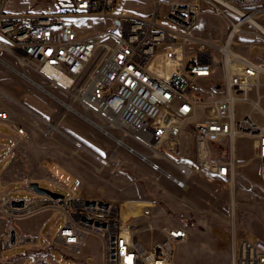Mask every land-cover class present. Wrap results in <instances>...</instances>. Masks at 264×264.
I'll return each instance as SVG.
<instances>
[{"label": "built area", "instance_id": "built-area-1", "mask_svg": "<svg viewBox=\"0 0 264 264\" xmlns=\"http://www.w3.org/2000/svg\"><path fill=\"white\" fill-rule=\"evenodd\" d=\"M151 1L163 9V16L111 13L118 0H53L48 13H13L6 9L8 0H0V54L43 74L52 87L66 91L84 85L78 100L98 121L86 120L177 187L187 185L194 172L186 163L189 159L213 178L233 182L234 177H220V169H234L235 176L236 140L243 137L254 140L264 178V63L233 45V38L248 33L239 26L240 17L251 18L250 27L255 28L253 19L264 26V0H173V10L161 7V0ZM200 1L226 20L232 36L212 40L193 34L198 24L193 11H200ZM68 16L110 20L112 25L82 34L77 27L61 24V17ZM51 20H59V27L44 31ZM161 34L172 40L167 51H160ZM177 40H184L188 54H179ZM97 48L106 49L107 57H97ZM187 56L193 58L187 61ZM82 59H89V66H82ZM223 71H231V78H223ZM0 118L7 119L1 109ZM168 125L184 130V137L171 135ZM31 128L45 138L56 131L54 124L38 116ZM17 133L27 135L22 127ZM76 146L84 149L81 143ZM92 156L101 168L113 158L100 161L99 154ZM162 165L178 174L166 172ZM47 211L64 216L58 242L71 255L86 261L82 257L89 237L99 240L101 258L96 264H173L178 247L188 238L183 226H157L150 204L135 216L127 210L125 218L120 207L99 198L5 197L0 199L5 219L0 252L36 244L15 223ZM52 245L46 244L44 252ZM235 245L233 264H264L263 240L236 239ZM34 264L52 263L39 257Z\"/></svg>", "mask_w": 264, "mask_h": 264}, {"label": "rangeland", "instance_id": "rangeland-1", "mask_svg": "<svg viewBox=\"0 0 264 264\" xmlns=\"http://www.w3.org/2000/svg\"><path fill=\"white\" fill-rule=\"evenodd\" d=\"M52 2L53 0H8L6 9L13 13H48L53 9ZM200 3L198 24L193 34L212 40H224L229 31L226 20L207 4L202 1ZM118 4L111 13L132 18L148 17L152 8L151 0H118ZM73 22L82 34L106 30L112 25L110 20H89L79 16L74 17ZM246 27L248 33L235 37V49L264 63V36L255 28ZM167 47H172V43L160 44V51H167ZM177 48L179 54H188V46L182 47L177 43ZM191 58L193 56L186 57L187 61ZM16 69L17 76L23 82L22 88L15 89L18 94L16 101L0 93V107L4 106L10 112L22 115L24 120L21 124L26 131L31 129V123L37 116L56 127L49 139L43 137L38 130L27 131L28 136L23 139L17 153L20 162L31 161L37 166L45 161L44 168L55 180L42 181V187L66 198L74 193V200L82 199L84 191L95 198L116 204L122 210V215L127 214L130 209L132 214H137L144 204H150L152 220L157 226H183L187 230L188 238L178 247L173 264H233L236 239L259 238L264 241V178L260 173L252 138L236 140L233 182L213 178L189 159L186 163L194 172L187 181L186 188L180 189L161 173L152 171L137 155L117 146L113 139L86 120V117H90L98 121L93 113L83 111L78 100L83 96L84 85H76L65 91L52 87L43 74L30 68L23 69L17 65ZM203 82L199 81L200 84ZM261 103L264 106V100ZM40 125L43 129L47 128L43 122ZM76 143H81L84 149L77 148ZM92 154L113 155V158L108 167L101 168ZM55 165L66 170L56 168ZM162 168L166 172L178 174L169 165H162ZM59 183L65 188L61 189ZM77 184H81L82 188ZM233 198L234 213L231 205ZM17 222L18 220L15 224ZM63 223L64 216L55 211L42 229V238L37 246L44 248L46 244L53 243L46 252L50 262L98 263L101 258V245L96 237L91 236L87 241L82 257L86 261L71 255L68 250L53 242ZM154 235L160 234L156 232ZM46 239L48 243L45 244ZM32 247L29 243L24 244L7 250L4 256H20ZM34 262V257L29 256L23 264Z\"/></svg>", "mask_w": 264, "mask_h": 264}, {"label": "crops", "instance_id": "crops-1", "mask_svg": "<svg viewBox=\"0 0 264 264\" xmlns=\"http://www.w3.org/2000/svg\"><path fill=\"white\" fill-rule=\"evenodd\" d=\"M0 59V93H2L5 97H9L12 101H16L18 94L15 89L16 87L22 88L23 85L22 79L17 76L18 71L16 69V66L18 64L12 56L6 53H1ZM0 109L1 111H5L7 113L6 120L0 118V199L5 197L10 199L32 198L37 195L31 188L32 183H37L39 187L48 190L47 187H42L41 183L44 180L53 181L54 177H52L47 169L44 168L45 161H42L40 165L36 166L35 163L31 161L20 162L19 159H17V153L21 148L22 141L24 138H26L17 133V129L21 127L26 131L25 126L21 124V122L24 120V117L16 112H10L9 109L4 106L0 107ZM31 130L33 129L31 128L29 131ZM55 167H61L65 169L62 166L55 165ZM77 185L82 188L81 184ZM59 186L61 187V189L65 188L61 183H59ZM70 195L73 196L74 193H70ZM81 198L92 199L95 197H93V195H89V193H84L83 191ZM54 212L55 211H47L18 220L16 224L17 229L23 235L31 239H35L37 243H29L33 247L25 254L20 256L7 258L4 256V253L6 251L0 252V264H23L24 260L29 256H33L35 260L39 257L49 258L48 253L44 252L43 246L38 247L37 245L42 238V229L47 225L51 214H53ZM4 227L5 219L0 214V234L3 233ZM53 242H55V244H59L58 233L56 236V240ZM46 243H48L47 239L45 241V244Z\"/></svg>", "mask_w": 264, "mask_h": 264}, {"label": "bare ground", "instance_id": "bare-ground-1", "mask_svg": "<svg viewBox=\"0 0 264 264\" xmlns=\"http://www.w3.org/2000/svg\"><path fill=\"white\" fill-rule=\"evenodd\" d=\"M161 7H164L166 10H173L174 9V1L173 0H161ZM150 16L154 17H161L163 16V9H156V6H152L150 11ZM199 11H193V19H199ZM76 16H68V17H61V24L68 25L69 27H77L75 23L73 22V18ZM254 27L259 31L261 35L264 36V26H262L260 23H258L256 20H252ZM197 26V24H196ZM239 26L241 28H247L246 26H251V18L247 17H240L239 18ZM57 27H59V20H51L49 24H44V31H56ZM227 36H232V29L229 28ZM233 38V45H235ZM172 43V40H169L168 34H161V43ZM177 43L184 46V40H177ZM97 57H107V50L104 48H97ZM82 66H89V59H82ZM223 78H231V71H223ZM67 84V81H65ZM75 98H77L75 96ZM68 108L70 106L67 105ZM168 132L171 133V135H177V137H184V130H178V127L175 125H168ZM100 161H107V157H103L99 155ZM220 177L223 178H232L234 177V169H220ZM178 188L185 189L186 184H178ZM232 208L234 213L235 208V199H232ZM129 209V208H128ZM122 211V210H121ZM127 214H123L125 218L128 217ZM133 216L136 215V213L132 214Z\"/></svg>", "mask_w": 264, "mask_h": 264}, {"label": "water", "instance_id": "water-1", "mask_svg": "<svg viewBox=\"0 0 264 264\" xmlns=\"http://www.w3.org/2000/svg\"><path fill=\"white\" fill-rule=\"evenodd\" d=\"M31 188L33 189L35 194L40 195V196H50L52 198H63L64 197L50 190L39 187L37 183H32Z\"/></svg>", "mask_w": 264, "mask_h": 264}]
</instances>
